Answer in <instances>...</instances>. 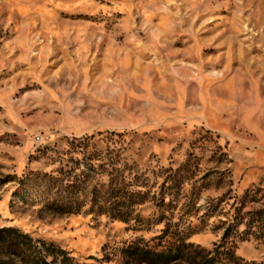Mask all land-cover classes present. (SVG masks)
Segmentation results:
<instances>
[{"label":"rangeland","instance_id":"374dc122","mask_svg":"<svg viewBox=\"0 0 264 264\" xmlns=\"http://www.w3.org/2000/svg\"><path fill=\"white\" fill-rule=\"evenodd\" d=\"M2 228L53 264H264V0H0Z\"/></svg>","mask_w":264,"mask_h":264},{"label":"trees","instance_id":"16d2710c","mask_svg":"<svg viewBox=\"0 0 264 264\" xmlns=\"http://www.w3.org/2000/svg\"><path fill=\"white\" fill-rule=\"evenodd\" d=\"M262 216L263 215H255L254 218H252L253 222L257 223L258 221L262 220L261 219ZM0 241H3L5 245H8V247H10L14 253L25 258L27 260V264L57 263L58 255L55 254V252H57V249L53 245L48 246L45 244L44 246L47 247L48 250H51L50 251L51 253L55 254L54 261H48L47 256L45 257L41 255L43 249H39L38 254L36 255H27L26 254L27 250H29L28 243L32 242L33 240L28 235L23 234L14 228L0 229ZM181 249H182V245L178 246L177 248L172 247L163 251H153L152 249L136 247L134 249L133 248L128 249L127 252L129 253L130 256L135 254L136 252H140L145 255V258H147L148 262L151 264H174L175 262L180 260L179 253L181 252ZM226 251L228 252L229 250L227 249ZM71 260L72 259L68 255H65L60 264H72ZM215 260H217V258H215ZM213 261L214 259H211L205 263L215 264Z\"/></svg>","mask_w":264,"mask_h":264}]
</instances>
